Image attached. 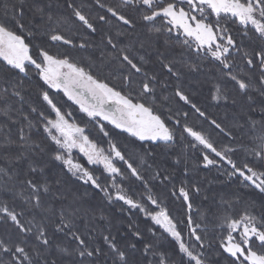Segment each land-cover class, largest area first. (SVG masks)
I'll return each mask as SVG.
<instances>
[{
  "label": "snow or ice",
  "instance_id": "snow-or-ice-1",
  "mask_svg": "<svg viewBox=\"0 0 264 264\" xmlns=\"http://www.w3.org/2000/svg\"><path fill=\"white\" fill-rule=\"evenodd\" d=\"M65 3L71 15L89 33L95 34L98 24L109 29L114 27V35L104 32L101 43L113 50L108 63L115 61L119 71L102 76L99 70L93 71L92 61L85 66L72 55L70 49L83 50L92 44L88 36L77 44L75 33L69 36L56 27L67 24V20L51 11L50 0L48 3L17 0L10 9L7 5L4 7V18H0V61L5 67L0 69L3 73L0 79L7 87L0 94V102L5 105L0 114L15 123L10 115L13 111L10 101L16 97L23 102V92L31 87L37 89L44 110L30 106L31 113L37 115L42 125L43 141L31 140L34 124L25 115L29 132L21 128L18 137L19 147L24 151L0 156L5 161V166H0V177H7L0 183V224L5 226L0 231V264H209L205 249L212 248L213 241L205 243L198 229L206 231V226L195 222L191 216L193 195H198L201 188L187 179L186 162L183 176L177 181L173 172L156 163L157 153L152 148L167 150L175 144V128L181 125L178 117L183 116L185 121L188 118L180 102L207 121L212 130L235 139L230 129L226 130L192 100L183 84L186 73H199L204 61L210 58L219 63V79L232 86L229 89L220 83L214 84L211 99L231 100L236 105V96H240L248 102L249 112H253L256 110L252 106L253 93H257L261 98V119L256 121L249 115L245 123L239 125L242 131L247 126L250 136V145H241L239 149L221 145L212 138L211 131L198 130L187 122L182 125L180 139L183 140L186 133L195 142L188 146H199L204 168H220L222 175L264 196V0H118L111 5L94 0V5L105 9V14L95 17L85 13L84 4L77 5L74 0H65ZM28 11L32 14L28 21L31 27L24 22ZM229 23L242 29V36L250 41L247 47L243 40L238 42ZM38 36L46 38L47 43L43 39L34 43ZM57 44L68 46L69 50L52 51V46ZM142 50L155 53L159 71L148 70L150 61L140 54ZM237 56L249 71H233ZM192 57L200 62L193 61ZM253 71L258 73L255 77L258 86L253 82ZM20 74L29 80L27 87ZM109 77L119 83H112ZM172 80L174 83H170ZM169 87L173 90L171 98L157 95L158 88ZM232 90L235 95L230 96ZM59 93L94 123L107 147L91 138L87 125L82 126L72 111L63 107V102L55 95ZM170 99L177 101L175 111L167 106ZM121 133L151 144L142 151L135 147L126 151L129 145L124 144L122 148V142L116 138ZM5 139L6 143L0 147L8 148L17 143ZM74 150L89 165L100 166L101 174L97 175L75 159ZM238 150H243L251 161L238 163L233 158ZM45 155L50 161L59 162L71 178L101 194L102 203L122 202L120 211L127 205L129 211L142 213L151 221L147 232L152 237H157L153 226L163 229L167 235L149 241L139 226L134 227L132 223L128 225L131 235L125 233L122 241L110 229L106 234L99 231L91 222L97 215L100 220L107 219L103 207L81 206L78 202L82 197L71 191L63 172L49 180L46 171L49 165L41 162ZM149 158H153L151 163ZM22 160L27 161V173L24 179L18 180L19 173L10 172L9 166ZM173 163L180 165L181 159L177 157ZM141 166L153 169L152 179L159 180L168 189V197L186 209L181 217H174L165 198L152 193ZM129 178L143 184L145 193L141 200L134 199L125 188L123 181ZM70 192L73 199L65 205ZM88 195L87 191L83 193V196ZM145 200L153 206L151 209L142 202ZM16 201L24 205L20 211H17ZM249 206L252 211L246 208L238 216L225 215L219 224L226 232L215 241L217 255L230 264H264V210L257 215L255 202H250ZM58 235L63 241L56 242ZM168 238L176 247L178 261L161 250V242Z\"/></svg>",
  "mask_w": 264,
  "mask_h": 264
},
{
  "label": "trees",
  "instance_id": "trees-1",
  "mask_svg": "<svg viewBox=\"0 0 264 264\" xmlns=\"http://www.w3.org/2000/svg\"><path fill=\"white\" fill-rule=\"evenodd\" d=\"M16 2L17 0H0V18H4V7L7 5L10 9L11 5ZM29 2H31V0H29ZM44 2L48 3L49 0H44ZM50 2L52 5L51 11L58 17H64L67 20V24L61 23L60 25H56V27H58L61 31H64L65 34L69 36H72L75 33L77 44L81 42V38L84 36H88L89 41L92 44V47L83 50L70 49L72 55L75 58L81 60L85 66L88 65L89 61H92L93 71L96 72L99 70V74L102 76H108L109 72L119 71L118 65L115 61L108 63V56L113 50L110 46L105 47L104 44L101 43V35L104 32L109 31L114 35V27L109 29V27L106 25L98 24V31L95 34L89 33L88 30L84 29L80 25V22L71 15V9L67 7L65 0H50ZM74 2L77 5L84 4L83 10L85 13L90 14L93 17L105 14V9H101L94 5V0H74ZM102 2L111 5L117 3L118 0H102ZM31 19V12H26L24 22L29 27H31V25L28 24V21ZM229 27L238 42L243 40L246 47L250 44L248 38L242 36V29L238 25L229 23ZM42 39L47 43L46 38L40 36L36 38L34 43H39ZM161 49L163 50L162 41ZM65 50H69L68 46L58 44L52 46V51L54 52ZM150 51L151 50H142L140 54L145 55L146 59L150 61L149 65L147 66L149 71H159V66L155 63V53L152 52L149 54ZM192 60L197 63L200 62L199 60H196L195 57H192ZM4 67L3 61H0V69H3ZM218 68L219 63L212 62L209 58V60L204 61L202 70L199 73H186L183 84L192 100L197 103L198 106H200L209 117L215 118L218 120V122H221L226 130L230 129L233 132L235 139L225 136L224 134H218L219 130H212L207 121L199 117L198 114H195L189 106L183 105V103L180 102V106L182 107L183 111L188 112V118L185 121L183 116L178 117V119L181 121V125H178L175 128L177 137L175 144L167 150L156 146H153L152 150L157 153L155 157L156 163L163 164L170 172H173L177 181L182 178V169L184 168L185 162L187 163L189 169L187 179H189L190 182L197 183L201 188V192L198 195H193V208L191 210V216L195 222L206 226V231L198 229L200 234L204 237L205 243L207 244L208 241H213L212 248L205 249L206 258L208 259L209 264H230L229 260H225L224 258L218 257L217 255L218 249L215 241L222 232H226V229L219 227V224L222 222L225 215L238 216L242 214L246 208H248L249 211H252L253 209L249 206L250 202L252 201H254L256 204L255 214L258 215L262 210H264L261 209V203L264 202V196L255 190L244 188V186L238 181L230 180L226 175H222V169L220 168H204L202 166L201 151L199 146L197 148L189 147L188 145L190 143L195 142L192 141L191 137H188L186 133L184 134L185 138L183 140L180 139L182 125L187 122L198 130L202 129L206 132L211 131L212 138L218 141L221 145H231L237 147L238 149L241 145H250V136L247 131V126H245V129L242 131L239 128V125L244 124L247 116L249 115L253 120L260 121L261 112L259 111V107L261 98L257 93H253V96L255 97V103L252 106L256 109L253 112H249L248 102L246 99L240 96H236L238 101L236 105H233L231 100L228 102L223 100L220 102L213 101L211 96L214 92V84L220 83L222 87H228L229 89L232 88L230 83H226L224 80L219 79V72L217 71ZM241 69H243V71H249L246 65H243L240 62L239 56H237V66L233 69V71L239 72ZM181 70L185 71L183 68ZM252 74L254 76L253 82L258 86V80L255 79L258 73L253 71ZM2 75L3 73L0 72V76ZM20 78L25 80V85L27 87L30 83L29 80L24 78L23 74H20ZM109 79L111 80V77H109ZM35 80L36 78L33 76V81L35 82ZM111 82L116 84L119 83L117 80H111ZM170 83H174V80L170 81ZM5 87H7V85L3 83V79H0V94H2ZM9 91H11V89H9ZM172 91L173 90L171 87L167 89L158 88L157 95L161 96V98L162 96H169L171 98ZM50 94L53 93L50 91ZM23 95L25 97L23 102H19L18 98L16 97H12L10 101L11 107L13 109L10 115L12 116V119L16 121L15 123H12L7 119V117H4L2 114H0V145L6 143V137L10 140L17 141L16 144H12L8 148L0 147V156L9 154L16 155L19 152L24 151V149L19 147L20 142L18 141V137L21 128H24L25 133L29 132V129L27 128V121L24 120L25 115H27L29 120H31L34 124V127L31 129V140L43 141L42 125L39 122L37 115L31 113L30 106L36 107L38 110H44V105L37 95V89L34 87L27 88V90L23 92ZM55 95L59 101L63 102V107L66 110L72 111L73 116L78 123H80L82 126L87 125L91 138L99 140L104 147H107V144L104 143L103 138L98 134V130L94 123L89 122L88 118L83 113L79 112L78 107L72 105L70 101H67L66 97H64L62 93ZM229 95H235L234 90L230 91ZM159 102L160 101L158 100L157 103ZM167 106L172 107L175 111V108L177 107V101L175 99H170ZM3 107H5V105L3 102H0V109ZM167 114L168 113L165 111V115ZM108 127L111 128V125H108ZM116 138L122 142V148L124 144L129 145V149H125L126 151H129L133 147L142 151L143 148H147L151 144V142L137 141L133 137H128L126 133H121ZM73 156L80 163L84 164L85 167L89 168L90 170H94L97 175L101 174L100 166L89 165L82 156L76 153H74ZM177 157L181 159L180 165H174L173 163L174 159ZM233 158L237 160L238 163H242L246 159L249 161L252 159L251 157L246 156L243 150H238L234 154ZM152 160L153 158H149L150 163ZM41 162L49 165L46 169L49 180H53L55 176L60 175L61 172H63L64 179L66 180L71 191L82 197V199L78 202L81 206L93 208H98L100 206L103 207L104 214L107 219L100 220L97 215V219L91 222V224L99 231H104L106 234L110 229L112 233L117 236V239L122 241L125 238V233H127L128 236L131 235L130 232H128V225L129 223H132L134 227L136 225L139 226V230L144 233L145 238L149 241H155L161 235H167L166 233H163V229L159 228L158 226H153L156 229L157 237H152L151 234L147 232V228L152 226L151 221L145 219L144 215L138 210L129 211L128 206L123 205L124 210L120 211L119 209L122 206V202H116L112 205H108L106 201L102 203L101 194L93 190L89 185H83L82 182L71 178L70 173H67L66 169H62V166L59 164V162L50 161V158L47 155L42 158ZM0 166H5V161L3 159H0ZM9 168L10 172L19 173L16 179H24L27 173V161L22 160L18 164L9 166ZM140 170L142 175L145 177V180L148 181V185L152 193L165 198V203L169 207V210L174 217H181L182 214L186 212V209L182 208L179 202H174L168 197V189H165L160 184L159 180L152 179L153 169H148L146 166H141ZM6 179L7 177H0V183H3ZM123 184L128 190L129 195H131L134 199H142L145 189L140 181L135 180V178H129L128 180L123 181ZM19 187L21 186L18 185V190ZM85 191L89 192L90 195L83 196ZM237 196L240 197L239 200H237ZM72 199L73 196L70 192L69 200L64 202L65 205H68ZM142 202L145 203V206L150 209L153 207L152 205L148 204L146 200ZM9 204L10 206H13L10 200ZM15 206L17 211H20V209L24 207L20 201H16ZM56 206L59 207V204ZM4 227L5 226L3 224H0V231H2ZM51 230L52 226L49 224V231ZM99 231L96 233L98 239ZM185 238L186 240L188 239L187 229H185ZM61 241H63V237L58 235L56 242ZM161 243V250L169 252L172 254V258L178 261L179 256L175 255L176 247L174 243L171 242V239L168 238Z\"/></svg>",
  "mask_w": 264,
  "mask_h": 264
},
{
  "label": "rangeland",
  "instance_id": "rangeland-1",
  "mask_svg": "<svg viewBox=\"0 0 264 264\" xmlns=\"http://www.w3.org/2000/svg\"><path fill=\"white\" fill-rule=\"evenodd\" d=\"M74 153H76V154H78V155L82 156L80 153H78V152H77V151H75V150L73 151V154H74ZM73 157H74V156H73ZM82 157H83V156H82ZM83 158H84V157H83ZM84 159H85V158H84ZM85 160H86V159H85Z\"/></svg>",
  "mask_w": 264,
  "mask_h": 264
}]
</instances>
